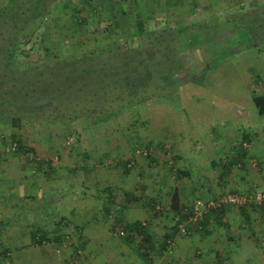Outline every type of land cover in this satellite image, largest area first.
Listing matches in <instances>:
<instances>
[{"label":"rangeland","instance_id":"obj_1","mask_svg":"<svg viewBox=\"0 0 264 264\" xmlns=\"http://www.w3.org/2000/svg\"><path fill=\"white\" fill-rule=\"evenodd\" d=\"M10 1L0 0V7L4 8ZM22 1L15 0L19 5L16 9L22 6ZM50 1L53 3L50 13L31 24L23 35L29 41L25 48L33 47L32 63L42 65L91 47H102L105 51L89 56L93 60L86 74L80 70L72 72L67 66L63 67L64 75L73 74L74 82L82 81L87 91L94 87V78H104L105 84L127 76L143 78V81L139 79L141 85H146L148 79L149 82L143 90L137 88L140 97L137 103L126 109L109 104L104 114L111 117H100L95 124L92 121L98 114L96 103L89 104L93 108L91 112H95L84 111L83 119L77 115L78 110L63 113L59 120L49 114L50 98L68 94L77 87H71L63 75L53 74L49 78L51 86L47 79L43 83L51 88L49 94L32 93L20 102L24 106L20 125L0 122V264H14L15 259L6 257L5 249L9 245L25 244L29 246L25 257L34 258L25 264H43L38 258L43 250L53 257L55 264H146L136 244L124 240L123 229L119 225L114 228L118 216L129 223L139 220L147 224L156 245L152 264L209 263L208 257L214 249H228L225 239L224 245L221 242L219 227L212 225L214 221L202 229L191 230L190 234L178 230L166 242V234L171 232L176 218L171 209L172 198L174 193H179L189 213L196 199L209 200L228 192L208 195L195 189L207 177L206 165L215 177L220 172H215L216 166L209 165V160L214 158L207 161L208 152L212 151L206 148L208 132H201H205L206 123L211 121L228 117L231 122L236 121L238 105L255 109L254 97L264 96V45L244 44L227 50L228 39L237 32L243 34L240 29L232 28L227 34L229 27L223 23L226 19L233 21L234 13L264 6V0H203V4L194 0L195 6L192 0H178L181 12L176 19L180 22L174 20L172 13L165 16L156 5L157 0ZM240 2L243 4L239 5ZM145 3L146 13L139 9ZM169 4L168 9H173L175 4ZM191 5L193 10L189 12ZM139 18L142 22L136 24ZM168 20L179 23L171 24ZM186 24L198 28L208 38L214 32L218 39L228 38L218 43V48L222 44L227 55H216L217 42L211 39L194 36L187 39L182 31ZM141 25L147 33H141L140 39L135 29ZM135 32L139 37L133 39ZM74 62L76 58L71 64ZM195 75L199 77L194 79ZM85 77L88 79L84 81ZM53 82L57 83V92L52 90ZM212 129L214 133L209 135L216 144L223 135L219 126L211 128L210 133ZM12 133L36 150V160L16 152ZM197 140L206 149L190 150L189 146ZM39 159L52 161L56 171L49 173L48 167L39 166L36 163ZM253 191L256 190L242 193ZM32 195L42 197L39 202L44 205L42 208L49 209L47 213L36 214L32 210L34 207L41 210L40 205L14 210L10 207L11 197L19 202V196ZM45 196L49 204L53 201L50 207L42 201ZM24 199L22 203L27 202ZM61 217L66 219L61 226L63 240L43 245L33 242L32 226L44 228L53 238L58 231L56 221ZM77 225L83 227L81 232L75 229ZM259 244L264 246L263 234ZM189 248H194L191 258L195 261L186 253ZM249 264L264 263L258 257Z\"/></svg>","mask_w":264,"mask_h":264},{"label":"trees","instance_id":"obj_2","mask_svg":"<svg viewBox=\"0 0 264 264\" xmlns=\"http://www.w3.org/2000/svg\"><path fill=\"white\" fill-rule=\"evenodd\" d=\"M23 4H25L24 7ZM21 5L22 8L20 7L19 9H16L19 6L18 3H15V0H11L4 6V8L0 7V122H8L13 126L20 125V122L23 118L21 115V111L24 108V106L21 105L20 102L23 100L24 96H30L32 93L48 92L49 94V90L51 88L43 85V83H45V80L47 79L50 85L52 80L49 78L53 74L63 75L64 80L69 82V85L71 87L72 85H74V87H76L77 85L74 91L71 92L70 90L68 94L64 92L63 96L65 97V99H63V96H54L50 98L48 102V106L50 107L49 114L54 117V119L59 120L61 119L63 113L67 112L68 114H72L73 111L77 110L79 111L77 115H79L80 118L83 119L84 111H87L88 113L95 112V110L91 112L93 108H91L89 104L96 103V105L98 106V114H96L94 117V119L96 120L93 119L94 121H92V123L95 122L96 124L100 117L101 119L111 117L105 116L104 114L105 108L110 107L109 104L111 106H113V104H117V106L121 107L120 109H126L127 106H132V104L137 103L136 100H139L140 98L137 88L139 87L141 88V90H143L144 87L148 85L149 79L146 85H141L140 82L141 80L143 81V78L138 77L127 76L124 77L121 81H112L107 82L106 84L104 83V78H94V87H91L87 91V88L85 84H82V81H80L78 84L74 82L73 74L72 77L64 75L63 67L67 66L70 67V70L72 72L74 70H80L81 72L86 74L88 72L86 70L93 60V57L89 56H93L94 54H98V52L105 51V49H103L102 47H91L92 49L89 48L86 50H82L80 53H73L71 54V56H69V58L66 57L58 60L53 59L42 65L32 63L33 47L29 49L25 48L27 42L29 41H25L23 35L31 24L43 20L50 13L53 3L50 0H23ZM247 10L248 9H246L244 13H234L235 17H232L233 21H230V19H226V21L223 22L226 23V25H228L229 27L227 30V34L230 33L231 28L240 29V33L243 34L242 36L237 32L236 35H233L231 37V39L233 40L225 38L230 41V45L227 50H229L230 48H232L233 50L236 46L240 48V46L244 44L246 46H253L254 43H256L255 46L264 45V6L257 8L255 11ZM236 18L239 21L234 22ZM136 22L138 24L142 22V20L138 19ZM139 27L140 28H138L137 31L140 37L138 35L137 36L141 39L142 34H146L147 32L144 30V27L142 25ZM199 28L202 30L200 26ZM189 35H192L195 38L200 39L203 37L207 40L211 39V42H217V48L214 49L215 54L221 55V57L227 55L225 53V49H222V44L220 48H218V43L222 40L224 43L225 39H218L215 32L208 38L197 28V30L193 31V33ZM134 36L137 37L136 32L131 37L133 38ZM84 55L85 57H83ZM74 58H76V62H74V64L72 65V59ZM92 70L90 72H92ZM32 71L35 72L32 73ZM195 76L194 79H197L199 77L196 76L195 78ZM177 78L180 77L178 76ZM86 79H88V77H85L84 81ZM52 85L53 91L59 89L57 88V83L53 82ZM116 89L119 92H117ZM67 97H69L68 101H66ZM82 102H84L83 105H81ZM254 102L259 108L260 113L264 114V96L254 97ZM71 108L78 109L73 110ZM100 112L102 113L101 115ZM37 119L42 120L41 117H38ZM11 137L12 141L15 143L16 152L24 153L26 156H31L32 158L35 157L36 160V150L34 148L25 145L22 140L17 139V135L14 133L11 134ZM244 138L247 139V136H245ZM36 163L39 164V166L48 167L49 173H53L56 171V168L53 166L52 161H50L49 159H39L36 161ZM125 168L126 172H128V166L125 165ZM46 197L47 196H45L44 200H42L45 205H47L48 202V199ZM1 198L2 196L0 195V199ZM24 198H27L28 203H22L25 200ZM10 199L13 202H11L10 204L12 210L17 208H25L28 206L33 207V205H40V208L44 206L39 202L42 197L38 199L37 195L28 197L19 196V202L15 201L16 197H11ZM52 204L53 201L51 199L49 207ZM4 206L9 207L5 203ZM251 206L262 208V211L264 212V204L259 206L251 204ZM246 207L247 205L241 207L242 212H244L245 214ZM226 208V206H221L211 209L205 214V217L200 222L201 228L192 227L195 225H190L191 230H199L204 228L206 225H208L211 219L216 220L218 223H220L222 216L225 214ZM42 209H44V211ZM42 209L40 210L39 207L32 208V210L35 211L36 214H41L43 212L47 213L49 210L48 208ZM171 209L174 212L176 218H174L175 225L172 227L171 232L166 234L167 243L170 242L171 239H173L175 233L179 230V225L183 222H186L191 215V212H186L187 208L184 209L183 205L181 204V199L177 193H174L173 195ZM106 212L108 213L109 210L107 209ZM64 221H66L64 217H61L60 220L56 221L58 225V231L53 238L49 236L48 231L44 228L40 226H32L31 238L33 239V242L37 245H43L46 242L55 241L58 243L63 240L65 235L61 230V226H63V223H65ZM115 221L116 222L114 228L116 229V226L119 225L126 234L124 240L129 244L135 243L139 252V256L142 258V260L146 264H152V253L155 251L156 245L154 242L153 234L149 230L147 224L139 220L134 221L133 223H129L119 216L116 217ZM1 226L2 223L0 222V230ZM75 229L81 232L83 230V227L77 225ZM163 248L165 249L166 246H164Z\"/></svg>","mask_w":264,"mask_h":264},{"label":"crops","instance_id":"obj_3","mask_svg":"<svg viewBox=\"0 0 264 264\" xmlns=\"http://www.w3.org/2000/svg\"><path fill=\"white\" fill-rule=\"evenodd\" d=\"M192 1L194 2V0ZM177 2L178 0H168L167 4H175L173 5V9H168L167 4L162 3L160 0H157L156 5L162 12L164 11L163 14L165 16L166 14L172 13L175 17L174 20H179L180 22V19H176L177 15L181 12V8L178 6ZM196 2L203 4L204 1L197 0ZM196 2H194V6ZM238 4L242 5L243 3L240 2ZM146 5L147 4L145 3L143 6L139 7V9H148ZM185 5L187 4L185 3ZM192 6L193 5H191L187 11L191 12L193 10ZM143 12L146 13V10ZM176 12L178 13L176 14ZM144 18L145 17H143V19ZM175 21L169 22L171 24L179 23ZM137 29L138 27H136L135 31H137ZM172 30L170 29L169 31ZM195 30V28L191 27V24L182 26V31H184L187 38H189V34H192ZM212 105L214 106V104ZM209 107L211 106L209 105ZM215 107L216 106H214V108ZM247 108L248 109H246V107L241 104L238 105L236 112L239 115L236 121L231 122L229 117L227 119H221L218 122L211 121L206 123L205 132H201V134L208 132L207 137L209 146H206V148L208 151H212H207V161L210 157L217 159V162H215L214 159H210L209 161L211 164L209 165L216 166L217 171L215 170V172L220 171L216 173V178L215 175H213L214 171L209 169L206 165L205 173H207V177L204 178V181L200 180V184L198 182L195 187V189H199L201 193L214 195L221 194L222 192L226 191L242 193L254 189L256 191L264 189V164L261 165V161H264V114L260 113L256 104L255 109L250 107ZM214 126H219L220 133L223 135L221 140L219 138L221 136L218 137V143L216 144L213 142L215 139L209 135L214 133L215 129H212V133H210L211 128ZM245 136H247V139L244 138ZM203 139H205V136ZM172 141L174 140L172 139ZM183 141L184 140H179V142ZM247 144L248 146H246ZM189 147L191 148L190 150L195 148L196 151L199 148L206 149L204 146H200V142H198V140ZM258 166H262L263 168L259 169ZM204 174L203 176H205ZM192 189H194V187ZM245 212L246 214L242 212V209L227 207L220 223L213 219L210 220V222L214 221L212 223L214 227H219L217 230L222 237L221 242L223 243L225 239V245H227L228 249H214L213 255L208 257L209 263L207 264H212L213 258L215 261L214 264H249L258 257L260 262L262 261L264 263V246L259 244L261 235H264V212L262 211V208L256 206L246 207ZM210 222L208 224H210ZM258 238L259 241H257ZM27 249H29L27 244L14 246L9 245L5 249V253L7 255L6 257L9 260L15 259L14 264H25L27 260H29L28 263H31L33 262L34 258L30 259V257H25L24 255L27 253ZM186 250H188L186 253H188L190 260L195 261L191 258V256H193L192 254H194V248H189ZM1 251L2 250H0V252ZM42 252L43 253H41L38 258L43 262V264H55L53 257L51 255L49 256L46 250H43ZM37 261L38 260L36 259L34 263ZM189 263L192 262L189 261Z\"/></svg>","mask_w":264,"mask_h":264},{"label":"built area","instance_id":"obj_4","mask_svg":"<svg viewBox=\"0 0 264 264\" xmlns=\"http://www.w3.org/2000/svg\"><path fill=\"white\" fill-rule=\"evenodd\" d=\"M249 204L258 206L264 204V190L253 191L251 194L230 192L209 200L198 198L192 204L191 215L187 221L179 225V231L183 234H190L191 228L189 224L197 225V227L201 228L200 222L203 220L205 214L213 208L221 206L242 207Z\"/></svg>","mask_w":264,"mask_h":264}]
</instances>
